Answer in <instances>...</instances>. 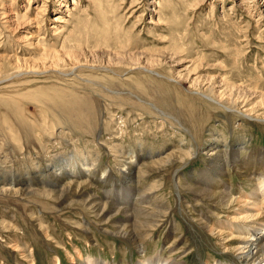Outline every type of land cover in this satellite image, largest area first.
I'll list each match as a JSON object with an SVG mask.
<instances>
[{
  "label": "rangeland",
  "instance_id": "1",
  "mask_svg": "<svg viewBox=\"0 0 264 264\" xmlns=\"http://www.w3.org/2000/svg\"><path fill=\"white\" fill-rule=\"evenodd\" d=\"M230 147L241 160L220 180L237 193L264 153V0H0V264H243L204 227L221 197L195 191ZM64 160L122 182L56 188ZM130 185L144 253L114 233L113 192Z\"/></svg>",
  "mask_w": 264,
  "mask_h": 264
},
{
  "label": "bare ground",
  "instance_id": "2",
  "mask_svg": "<svg viewBox=\"0 0 264 264\" xmlns=\"http://www.w3.org/2000/svg\"><path fill=\"white\" fill-rule=\"evenodd\" d=\"M60 4L62 5L63 3L60 2ZM127 51V48H123L121 51L116 53V55L118 54L120 59H124L127 55H129L132 58H137L136 60H140V54H129ZM176 55L177 53L175 52L171 53L172 58ZM203 95L205 96V94ZM212 155L214 156L211 159V166L209 169L207 168L202 170L198 175V181L204 187H200L199 190L195 189V191H197L196 195L199 197L204 194L210 195L205 196V198L210 200L215 197H221L220 204L226 206L225 209L221 210L226 214L220 215L219 217L221 219H212L208 215H205L204 218L211 225L205 224L204 227L207 232L218 237V241L224 250H232L236 257L241 259L240 261L243 262V264H264V153L259 154L254 152L251 155V158L246 159L242 168L246 174L244 178L252 179L254 186H250L249 189H246L243 185H240V190L237 193L226 187L224 185L225 183L220 180V177L225 175L222 173L224 166L232 165L235 166V168H238V162L241 159L237 153V148L230 147V149L226 150L224 153L214 152ZM125 158H129V160L133 161L136 160L137 154L135 151H131L128 157L126 156ZM88 163L89 160L85 161L81 168L88 170ZM122 167V170H125V172L128 173V164H123ZM56 170L63 173V179L61 178V181L55 184L56 188L61 187L67 178H73L77 174L83 175L85 173L84 175H86V177H91V183L93 185H101V182L107 181L110 178L112 179V172L108 166L104 168L101 175H95V172H84L80 170L79 166L75 164V161L71 162L70 160H64V162H62ZM114 181L119 183L122 182L117 179L114 180L113 178L112 182ZM110 190V188H104L105 195L108 196L107 198L111 197L112 192ZM134 190L135 188L130 185L127 186L126 189L123 188L122 190L113 192L115 193L112 196L114 201V210L117 212L121 210L126 211V220H121L120 223L116 222V231L114 233L132 239V241L134 239L138 245V251L144 253V238L140 233H142V231H146V228L150 226L151 222L144 217L147 216V214H144V216L142 214L139 215L138 210L141 209V207H139V203L137 202L138 200L135 199V194H138V198H140L141 194L138 193V190ZM105 204L107 205V203ZM156 217L158 218L159 216L156 215ZM149 220L152 221L150 218ZM174 250L175 249H173V251ZM228 253L231 254V252ZM76 254L79 259L85 257L80 253V251H77ZM156 258H141L137 264L176 263L172 257L164 258L158 254V258ZM75 259L76 257L71 256L72 264H122V262L116 263L107 260L105 261L101 258H95L91 254L85 257L84 260L81 259L83 260L82 262H76L74 261ZM57 264H62L60 257H57ZM214 264L227 263L217 261Z\"/></svg>",
  "mask_w": 264,
  "mask_h": 264
}]
</instances>
